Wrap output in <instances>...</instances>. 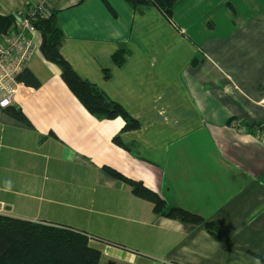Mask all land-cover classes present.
<instances>
[{
    "label": "crops",
    "instance_id": "crops-1",
    "mask_svg": "<svg viewBox=\"0 0 264 264\" xmlns=\"http://www.w3.org/2000/svg\"><path fill=\"white\" fill-rule=\"evenodd\" d=\"M34 1L0 0V14ZM106 1H52L60 53L140 125L90 114L37 31L26 67L39 86L0 108V213L86 232L98 264H264V0H177L170 18ZM106 167L215 222L219 238L156 214Z\"/></svg>",
    "mask_w": 264,
    "mask_h": 264
},
{
    "label": "trees",
    "instance_id": "trees-1",
    "mask_svg": "<svg viewBox=\"0 0 264 264\" xmlns=\"http://www.w3.org/2000/svg\"><path fill=\"white\" fill-rule=\"evenodd\" d=\"M104 1L111 10L108 2ZM125 1L133 9L156 7L170 18L177 0ZM57 12L52 10L49 16L40 18L35 23L42 35L43 57L60 68L61 78L90 114L105 119L122 118V131L137 129L140 125L139 121L132 117L122 104L109 99L95 84L81 78L62 56L60 46L63 32L58 25ZM18 17L20 15L0 14V41L5 33L16 26ZM125 55L124 48L116 49L112 54L113 63L122 64ZM108 76L109 71L105 69L104 77ZM17 80L24 85L39 86L38 79L26 66L17 75ZM7 110L16 120L28 124V119L20 108L12 107ZM114 141L120 143L118 136L114 137ZM105 170L112 177L126 182L134 195L150 201L156 214L183 223L202 225L214 238H219V228L215 222L206 220L198 213L185 208L168 206L163 197L144 186L142 182L129 179L109 167ZM92 237L84 231L67 225L31 221L0 213V264H98L100 251L89 243Z\"/></svg>",
    "mask_w": 264,
    "mask_h": 264
},
{
    "label": "built area",
    "instance_id": "built-area-1",
    "mask_svg": "<svg viewBox=\"0 0 264 264\" xmlns=\"http://www.w3.org/2000/svg\"><path fill=\"white\" fill-rule=\"evenodd\" d=\"M53 0H35L0 41V108L10 106L21 83L17 75L36 51L35 23L51 14Z\"/></svg>",
    "mask_w": 264,
    "mask_h": 264
},
{
    "label": "water",
    "instance_id": "water-1",
    "mask_svg": "<svg viewBox=\"0 0 264 264\" xmlns=\"http://www.w3.org/2000/svg\"><path fill=\"white\" fill-rule=\"evenodd\" d=\"M41 50H42V48H41Z\"/></svg>",
    "mask_w": 264,
    "mask_h": 264
}]
</instances>
